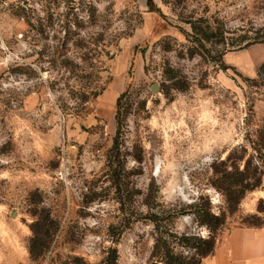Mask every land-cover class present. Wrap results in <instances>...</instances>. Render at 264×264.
Segmentation results:
<instances>
[{
    "label": "rangeland",
    "instance_id": "obj_1",
    "mask_svg": "<svg viewBox=\"0 0 264 264\" xmlns=\"http://www.w3.org/2000/svg\"><path fill=\"white\" fill-rule=\"evenodd\" d=\"M237 163L262 183L236 204ZM238 228L264 230V0H0V264Z\"/></svg>",
    "mask_w": 264,
    "mask_h": 264
},
{
    "label": "crops",
    "instance_id": "obj_2",
    "mask_svg": "<svg viewBox=\"0 0 264 264\" xmlns=\"http://www.w3.org/2000/svg\"><path fill=\"white\" fill-rule=\"evenodd\" d=\"M201 264H264V230L235 229Z\"/></svg>",
    "mask_w": 264,
    "mask_h": 264
},
{
    "label": "trees",
    "instance_id": "obj_3",
    "mask_svg": "<svg viewBox=\"0 0 264 264\" xmlns=\"http://www.w3.org/2000/svg\"><path fill=\"white\" fill-rule=\"evenodd\" d=\"M124 96V95H123ZM122 96V97H123ZM119 115V112H118ZM118 118V116H117ZM239 163H237L236 165H234V170L236 173H238L242 179L240 181V193H238V196L236 194V204L242 199V197L249 191L255 190L257 188H259L261 186L262 180H261V175H262V170L260 172H258L259 168L256 167L254 172L256 173V175L259 174V177L256 178L255 181H250V172L248 170V168H246L243 171H239L240 167H239ZM250 165V164H248ZM249 167V166H248ZM225 197L230 196L225 194ZM207 217L209 218V220H213L215 221V227H219L220 225L223 224V218L221 216H215L211 213H207ZM207 222L206 224H209V221H205ZM209 222V223H208ZM197 240V239H195ZM200 244H198V247H196V253L194 255V258H192L191 260H188L187 258H184L182 255H175L173 252L169 251L167 252L165 255H163V262L164 264H201V262L203 261V259L212 256L218 246V242L215 236L209 237L208 239L205 240H198ZM196 257V259H195Z\"/></svg>",
    "mask_w": 264,
    "mask_h": 264
},
{
    "label": "water",
    "instance_id": "obj_4",
    "mask_svg": "<svg viewBox=\"0 0 264 264\" xmlns=\"http://www.w3.org/2000/svg\"><path fill=\"white\" fill-rule=\"evenodd\" d=\"M153 91H154V92L157 91V87H156V86L153 87Z\"/></svg>",
    "mask_w": 264,
    "mask_h": 264
}]
</instances>
